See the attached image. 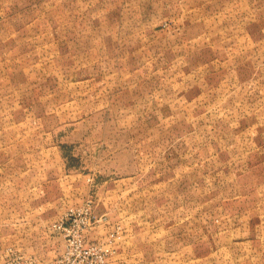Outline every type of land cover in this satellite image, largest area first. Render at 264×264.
Returning a JSON list of instances; mask_svg holds the SVG:
<instances>
[{"label":"rangeland","instance_id":"obj_1","mask_svg":"<svg viewBox=\"0 0 264 264\" xmlns=\"http://www.w3.org/2000/svg\"><path fill=\"white\" fill-rule=\"evenodd\" d=\"M234 1L181 30L159 0H0V264H52L75 216L107 264H264V0Z\"/></svg>","mask_w":264,"mask_h":264},{"label":"crops","instance_id":"obj_2","mask_svg":"<svg viewBox=\"0 0 264 264\" xmlns=\"http://www.w3.org/2000/svg\"><path fill=\"white\" fill-rule=\"evenodd\" d=\"M121 0H119L120 2ZM239 5H245V13L247 18V23H255V1L254 0H236ZM160 6L168 7L169 13L173 12L176 16L179 17L177 29H185L187 25H207L206 29H211V26H216L218 22H222L223 14H226V11L232 10L233 6H237L233 0H159ZM220 18V19H219ZM246 23V24H247ZM182 24V26H181ZM249 24L246 25L249 28ZM249 33V30L247 31ZM249 40V35H247ZM253 40V39H252ZM136 252L132 248H125L123 254H126L127 251ZM137 250V249H136ZM119 263H110V264H123Z\"/></svg>","mask_w":264,"mask_h":264},{"label":"built area","instance_id":"obj_3","mask_svg":"<svg viewBox=\"0 0 264 264\" xmlns=\"http://www.w3.org/2000/svg\"><path fill=\"white\" fill-rule=\"evenodd\" d=\"M89 220L87 216L85 218L75 216L69 223L62 222L63 229L67 231L66 247L61 257L52 264H107L110 254L116 251L115 234L111 233L106 242L85 240L84 230ZM18 257L22 258V256ZM33 261L30 259L23 264Z\"/></svg>","mask_w":264,"mask_h":264}]
</instances>
